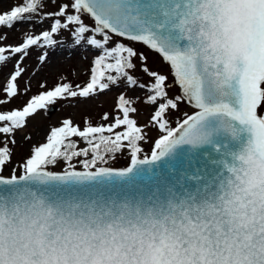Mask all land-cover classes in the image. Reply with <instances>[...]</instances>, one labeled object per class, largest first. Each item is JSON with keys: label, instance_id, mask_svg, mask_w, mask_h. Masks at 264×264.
Here are the masks:
<instances>
[{"label": "snow or ice", "instance_id": "6c2138e0", "mask_svg": "<svg viewBox=\"0 0 264 264\" xmlns=\"http://www.w3.org/2000/svg\"><path fill=\"white\" fill-rule=\"evenodd\" d=\"M34 17L51 18L48 30L23 33L16 46L0 33V66L19 54L0 107L20 93L30 47L55 44L57 32L100 54L83 86L41 85L22 108L0 110V264H264V0H14L0 28ZM134 43L169 65L178 94ZM135 60L148 81L133 74ZM111 86L146 92L159 132L150 154L148 125L121 92L102 123L64 119L45 142L24 136L29 154L13 161L26 118ZM182 103L191 111L173 127ZM182 146L198 167L162 179L156 169L167 171ZM125 152L126 167L109 165Z\"/></svg>", "mask_w": 264, "mask_h": 264}, {"label": "rangeland", "instance_id": "374dc122", "mask_svg": "<svg viewBox=\"0 0 264 264\" xmlns=\"http://www.w3.org/2000/svg\"><path fill=\"white\" fill-rule=\"evenodd\" d=\"M14 0H3L0 3V12L9 9ZM19 2V0H15ZM54 5L49 4L47 8L41 9V14L45 11H53ZM51 18L40 20L39 17H34L30 21H22L14 24L11 29L7 27L0 28V33H6L7 38L2 41L5 45L16 46L23 39V33L31 32L38 34L43 30H48ZM85 22L91 24L92 21L85 17ZM17 27V28H14ZM31 30V31H30ZM53 39L55 44L50 46H32L28 50V55L20 61L24 72L18 78V87L20 93L11 99L10 103L0 107V110H10L12 108H22L27 100L34 94H37L41 89V85H45L46 89H51L57 83L67 82L73 85L84 83L89 79L90 66L94 57L99 53L98 49L91 46L75 44L74 38L67 30H61L54 34ZM138 52H143L146 56V65L152 71H157L168 77L167 83L170 85L167 88L169 96H174L179 93L178 85L174 84V77L170 73L169 65L162 60V57L153 50L144 46L141 43H134L132 45ZM44 56V60L39 57ZM19 59V54L7 62L6 65L0 66V85L6 84V79L14 71L15 62ZM137 65L134 75H139L144 81L150 78L140 71L141 62L134 61ZM27 89V91H25ZM2 92V89H0ZM121 92H124L126 98L133 101V106L137 108V113L130 114L138 122L139 126L148 125L144 128L146 141L141 143L143 154H150V150L155 138L158 137V129L152 127L150 116L152 109L143 102V97L146 95L144 90L125 89L123 86H111L110 89L103 92H97L95 95H90L87 98L83 97H69L67 99H57V101L49 105L54 107V110L47 114L46 109H39L35 114L26 118V126L21 130L16 131V146L14 148L13 161L19 162L29 154V142L23 139L24 136H30L31 143L45 142L46 134L51 127L60 126L64 119H71L74 124L84 126V118L87 117L93 124L102 123L101 116L105 112L113 113L117 97ZM180 111L174 112L170 117L171 126L175 127V121L182 118L184 111H191L186 104H180ZM122 130V129H117ZM76 139V138H74ZM83 143L81 142V145ZM129 163V155L127 152L118 154L117 158L109 161V165L113 167H125ZM9 168L12 165L8 166ZM54 170H60L56 168ZM5 175L8 171L5 170Z\"/></svg>", "mask_w": 264, "mask_h": 264}, {"label": "water", "instance_id": "95a60500", "mask_svg": "<svg viewBox=\"0 0 264 264\" xmlns=\"http://www.w3.org/2000/svg\"><path fill=\"white\" fill-rule=\"evenodd\" d=\"M54 110V107L47 108V114L51 113ZM198 152H203L204 149L197 150ZM193 154L188 152L187 146H182V149L177 151V155L174 159H172L169 163V167L167 171L161 166L156 169V174L160 176L162 179H174L177 175L185 172V170L191 168L192 171L198 167L195 159L192 158ZM206 158V157H203ZM191 161V163H190ZM191 174V171L188 173ZM145 184L149 183V181L145 180Z\"/></svg>", "mask_w": 264, "mask_h": 264}, {"label": "bare ground", "instance_id": "6f19581e", "mask_svg": "<svg viewBox=\"0 0 264 264\" xmlns=\"http://www.w3.org/2000/svg\"><path fill=\"white\" fill-rule=\"evenodd\" d=\"M14 28H17V27H14ZM31 31V30H30Z\"/></svg>", "mask_w": 264, "mask_h": 264}]
</instances>
